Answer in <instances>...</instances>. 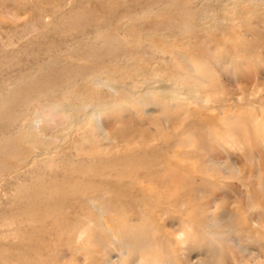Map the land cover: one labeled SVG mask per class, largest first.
<instances>
[{
	"label": "rangeland",
	"instance_id": "rangeland-1",
	"mask_svg": "<svg viewBox=\"0 0 264 264\" xmlns=\"http://www.w3.org/2000/svg\"><path fill=\"white\" fill-rule=\"evenodd\" d=\"M234 239L264 241V0H0V264L250 263Z\"/></svg>",
	"mask_w": 264,
	"mask_h": 264
},
{
	"label": "bare ground",
	"instance_id": "bare-ground-1",
	"mask_svg": "<svg viewBox=\"0 0 264 264\" xmlns=\"http://www.w3.org/2000/svg\"><path fill=\"white\" fill-rule=\"evenodd\" d=\"M137 85L139 87L142 86L144 88L151 89L152 91L163 96L175 95L178 98L184 99L193 97V94L191 93L183 92L182 90L169 87L168 84H164L163 81L158 77H154L149 80H139L137 82ZM108 232L114 239H119L121 231L119 230L117 225L113 224ZM234 242L239 251H247L250 254L251 262L246 264H264V241L256 240V242H254V245L249 246L238 243L236 239H234ZM179 250L180 253L185 254L188 259H192L191 247H188V243L186 242L184 235L180 240ZM194 264H200V262L194 260Z\"/></svg>",
	"mask_w": 264,
	"mask_h": 264
}]
</instances>
